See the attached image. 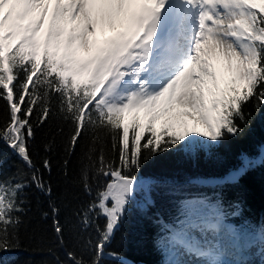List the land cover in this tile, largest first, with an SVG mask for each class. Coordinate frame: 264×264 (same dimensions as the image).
Listing matches in <instances>:
<instances>
[{
    "label": "snow or ice",
    "instance_id": "1",
    "mask_svg": "<svg viewBox=\"0 0 264 264\" xmlns=\"http://www.w3.org/2000/svg\"><path fill=\"white\" fill-rule=\"evenodd\" d=\"M0 99L9 108L0 140L31 171L30 183L18 174L0 175V251L18 247L26 188L34 184L51 195L28 141L35 137L34 116L44 125L59 112L73 125L70 152L91 131L93 143L103 133L119 154L115 167L103 148L83 165L90 196V179L108 178L77 212L84 230L98 218L106 221L102 229L96 226L99 239L84 244L92 255L66 251L56 262L101 264L129 205L141 194L145 206L152 203L133 168L160 152L217 147L240 132L237 121L245 120L248 103L264 106V0H0ZM161 117L166 121L158 133L153 125ZM178 117L192 120L193 131H174L175 123L187 128ZM255 163L242 155L224 182H238ZM43 168L51 171L48 159ZM51 212L63 245L59 209L52 205ZM229 215L222 198L180 204L161 225L164 264H230L221 257L244 230L227 225ZM259 234L264 242V227Z\"/></svg>",
    "mask_w": 264,
    "mask_h": 264
},
{
    "label": "trees",
    "instance_id": "2",
    "mask_svg": "<svg viewBox=\"0 0 264 264\" xmlns=\"http://www.w3.org/2000/svg\"><path fill=\"white\" fill-rule=\"evenodd\" d=\"M9 121V108L0 99V128ZM129 122L126 117L125 123ZM240 132L227 137L223 143L211 149L170 150L151 155L140 169L131 174L139 180L154 179L149 186L151 205L145 206L141 194L136 203L129 205L122 220L105 248L101 264H164L165 253L158 247L161 225L170 222L176 215L177 207L190 198L207 197L210 201L222 198L226 211L236 210L233 219L237 225L248 226L264 219V163L262 159L242 176L238 182L204 187L190 182L195 176L222 175L231 168L241 166V156L254 159L264 143V106L250 102L245 106V120L237 121ZM35 137L28 141V147L43 181L51 187V195L30 184L24 193V211L20 214L22 224L18 231V247L0 251V264H56L63 261L66 251L83 254L88 259L92 253L84 244L99 239L96 226L105 225L103 217L84 230L77 212L86 206L103 187L108 178L100 176L90 179L92 195L83 187L82 169L90 163L88 155L96 160L103 148L105 159L119 163L118 151L111 148L109 136L101 133L93 143L92 132L85 134L75 152L69 151L73 125L56 112L44 125H38L33 117ZM160 133L163 127H154ZM131 135V130H130ZM150 135L145 132V137ZM167 137H165L166 139ZM143 143V141H142ZM146 155H149L146 152ZM51 162V171L43 168V161ZM65 161H68L67 165ZM18 174L27 177L30 183L31 171L6 142L0 140V175L7 178ZM90 176L95 175L91 169ZM59 209L57 217L63 227V245L59 243L53 226L51 206ZM48 213L47 216L44 214ZM239 223V224H238Z\"/></svg>",
    "mask_w": 264,
    "mask_h": 264
},
{
    "label": "rangeland",
    "instance_id": "3",
    "mask_svg": "<svg viewBox=\"0 0 264 264\" xmlns=\"http://www.w3.org/2000/svg\"><path fill=\"white\" fill-rule=\"evenodd\" d=\"M107 34L111 35V32H108ZM219 69H220V71L223 73L225 79L229 78V74L224 70V66H223L222 68L219 67ZM142 121H143V123H146V124H147V121H146L145 119L142 118ZM165 121H166V118H165V117H161L160 119H158V120L155 121L154 126H155V125H158V124H162V125L165 126ZM177 124H178V123H175L174 131H176V132L179 133V134H183V133L186 131V129H185V131H183V130L181 129V127H179ZM188 128H189V127H188ZM197 129H198V127H197ZM187 131H188V132H192L193 130L190 128V131H189V130H187ZM250 259H251V258H250ZM250 259H249V261H248V260H246V261H243V260L236 261V263L240 262V264H252V262H251ZM238 264H239V263H238Z\"/></svg>",
    "mask_w": 264,
    "mask_h": 264
},
{
    "label": "water",
    "instance_id": "4",
    "mask_svg": "<svg viewBox=\"0 0 264 264\" xmlns=\"http://www.w3.org/2000/svg\"><path fill=\"white\" fill-rule=\"evenodd\" d=\"M262 147H264V145H262ZM231 172H233V171H230L229 173L225 174V176H223L222 178H217V177L210 176V177L194 178L192 180L195 181V182H197V183L204 184V185H207V184H215V183L224 181L223 178L228 177Z\"/></svg>",
    "mask_w": 264,
    "mask_h": 264
},
{
    "label": "bare ground",
    "instance_id": "5",
    "mask_svg": "<svg viewBox=\"0 0 264 264\" xmlns=\"http://www.w3.org/2000/svg\"><path fill=\"white\" fill-rule=\"evenodd\" d=\"M218 67L222 68V67H223V64L218 65ZM177 119H178V120L185 121V122L187 123V128L189 127V128H191V129L193 130V121H192V120H190V119L187 118V117H178ZM177 125H178L179 127H181L182 130L187 129V128L183 127L180 123H178ZM197 127H198V130H200V131L203 130V129L200 128L199 126H197Z\"/></svg>",
    "mask_w": 264,
    "mask_h": 264
}]
</instances>
